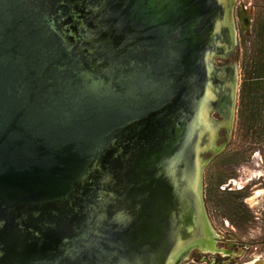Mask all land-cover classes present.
Listing matches in <instances>:
<instances>
[{
	"label": "water",
	"instance_id": "obj_1",
	"mask_svg": "<svg viewBox=\"0 0 264 264\" xmlns=\"http://www.w3.org/2000/svg\"><path fill=\"white\" fill-rule=\"evenodd\" d=\"M233 1L0 0V264L221 249L202 153L233 119L236 62L212 61L236 44Z\"/></svg>",
	"mask_w": 264,
	"mask_h": 264
},
{
	"label": "trees",
	"instance_id": "obj_2",
	"mask_svg": "<svg viewBox=\"0 0 264 264\" xmlns=\"http://www.w3.org/2000/svg\"><path fill=\"white\" fill-rule=\"evenodd\" d=\"M240 33L235 45L238 80L231 134L233 147L229 148L227 144L209 159L202 181V197L207 213L209 208H213L234 224L246 219L230 196L233 190L220 188V185L227 176L224 166L242 159L251 151V144L264 139V0L255 4L249 32L241 30Z\"/></svg>",
	"mask_w": 264,
	"mask_h": 264
},
{
	"label": "rangeland",
	"instance_id": "obj_3",
	"mask_svg": "<svg viewBox=\"0 0 264 264\" xmlns=\"http://www.w3.org/2000/svg\"><path fill=\"white\" fill-rule=\"evenodd\" d=\"M259 2L260 0L232 2L231 12L236 31V43L240 39L242 30L237 18L238 10L244 8L252 18L255 4ZM239 52L240 49H238V56ZM231 141L233 137L230 138L229 148L233 147ZM251 146V151H248L242 159L224 166L227 176L220 185V188L233 190L230 196L246 220L240 223L236 221L234 224L227 216L217 213L213 208H209L208 213L206 212L213 231L228 238L226 242L234 241L230 254L221 257L223 261L217 264H264V139Z\"/></svg>",
	"mask_w": 264,
	"mask_h": 264
},
{
	"label": "flooded vegetation",
	"instance_id": "obj_4",
	"mask_svg": "<svg viewBox=\"0 0 264 264\" xmlns=\"http://www.w3.org/2000/svg\"><path fill=\"white\" fill-rule=\"evenodd\" d=\"M240 11L243 13V11H245V9L242 8ZM244 32L247 33L246 31H244ZM235 33H236V31H235ZM234 46H233V51L226 53V55H224V56H218V55L213 56L212 57L213 63L215 65H224V64H227V63L233 62V61L237 62L235 59L236 52H235ZM226 107L227 106L225 104L223 109H222L224 114L227 112ZM208 114L214 120L224 121L225 115L222 114L217 109H211ZM234 118H235V106H234V113H233V119L231 122V126L228 127V125L220 124L216 130L215 142H217L218 145L222 144V146L216 152L205 151L202 153V156H204V157H208L210 155L213 156L216 153L220 152L225 146H227V144H229L230 138L232 137L231 134H232V129H233V125H234ZM206 164H205V166H206ZM205 166L203 168V171L205 169ZM215 235L217 236V240L215 241V245L217 248H219V249L221 248L220 250L210 251V250L205 249V248H200L197 246H191L188 248V250L185 252V254H183V256L177 261L176 264H213V263L217 264V263L223 261V259L221 257L228 256L230 254V251H231L230 248H231V246H233L234 241L232 242V240H231L230 242H226L228 238H226V237L224 238L223 236L218 235L216 232H215Z\"/></svg>",
	"mask_w": 264,
	"mask_h": 264
},
{
	"label": "bare ground",
	"instance_id": "obj_5",
	"mask_svg": "<svg viewBox=\"0 0 264 264\" xmlns=\"http://www.w3.org/2000/svg\"><path fill=\"white\" fill-rule=\"evenodd\" d=\"M206 125V124H205ZM183 256V255H182Z\"/></svg>",
	"mask_w": 264,
	"mask_h": 264
}]
</instances>
